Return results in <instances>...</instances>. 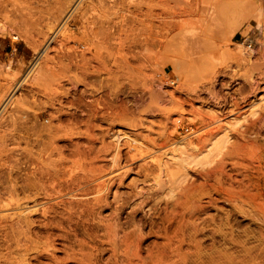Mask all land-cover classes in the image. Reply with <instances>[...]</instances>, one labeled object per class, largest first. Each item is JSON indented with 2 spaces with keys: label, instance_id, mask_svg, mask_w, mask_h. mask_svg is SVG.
<instances>
[{
  "label": "rangeland",
  "instance_id": "374dc122",
  "mask_svg": "<svg viewBox=\"0 0 264 264\" xmlns=\"http://www.w3.org/2000/svg\"><path fill=\"white\" fill-rule=\"evenodd\" d=\"M16 158L63 189L17 264H264V0H0Z\"/></svg>",
  "mask_w": 264,
  "mask_h": 264
},
{
  "label": "bare ground",
  "instance_id": "6f19581e",
  "mask_svg": "<svg viewBox=\"0 0 264 264\" xmlns=\"http://www.w3.org/2000/svg\"><path fill=\"white\" fill-rule=\"evenodd\" d=\"M247 47L249 48L250 51L253 50L251 44H247ZM70 140L73 141V138H70ZM13 142L18 143L19 142L18 137H16ZM12 153L17 157L19 154L18 149L13 150ZM20 165L21 164H19L18 158H16L15 164L13 165L12 173L9 172V174H12L13 176V179L12 178L11 179L14 180V183L8 188L2 187V185L0 186V210L2 209L1 211L3 212L4 210L3 208L9 209V207L14 208V211L20 210L17 211L18 213L16 214H14L15 212L12 213L13 214L12 216L6 212V215H10L11 217H6L4 215V212L1 215L0 212V248H6L7 250H9L15 247L19 252H21V255L19 257H14L9 252L6 254H0V264H17L18 262H23L24 260H30L29 251L35 248L36 245L39 243V241L45 239L49 235V233H51V231L54 230V227H52V225L54 224V222H56L55 221L57 218L56 216L57 213H59L58 206L63 202V198H62L63 189L61 188V183L59 182V177H58L59 170L56 169L57 165L54 162L46 160L44 163L43 162L37 163L33 169L31 170L28 169L29 170L28 172L25 171L26 173L21 172ZM12 180L10 181L12 182ZM50 184H52L51 185L52 187L51 186L49 187ZM4 191L8 192L9 194L8 195L9 197L7 196L8 198L6 197L3 198L2 194L5 193ZM74 206L77 205L74 204ZM33 211L36 213L32 214ZM33 231H35V237H32L30 235V233H32ZM39 261L42 262L40 258ZM68 263L69 262L67 261L64 264H68Z\"/></svg>",
  "mask_w": 264,
  "mask_h": 264
}]
</instances>
